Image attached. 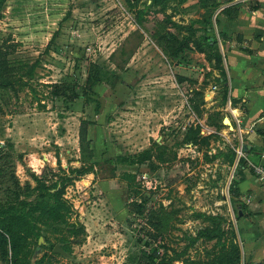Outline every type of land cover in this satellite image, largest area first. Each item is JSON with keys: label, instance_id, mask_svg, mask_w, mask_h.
I'll return each instance as SVG.
<instances>
[{"label": "rangeland", "instance_id": "374dc122", "mask_svg": "<svg viewBox=\"0 0 264 264\" xmlns=\"http://www.w3.org/2000/svg\"><path fill=\"white\" fill-rule=\"evenodd\" d=\"M215 3L221 2L0 0V78H18L35 66L23 88L0 86V199L10 198L13 173L28 201L45 195L25 188L37 186L34 175L47 185L66 173L73 177L63 194L71 206L67 222L42 226L43 236L30 245L33 264L41 258L44 264L203 260L216 240L192 243L209 224L198 212L224 218L228 242L237 233L246 264L241 230L251 212L238 220L230 193L244 169L243 147L222 128L213 106L196 114L190 105L194 90L204 103L218 81L215 70L223 72L201 50L220 43ZM97 71L102 81L92 84L87 78ZM83 119L93 151L88 164L95 168L77 177L70 168L83 164ZM197 124L202 130L194 145L186 136ZM152 139L166 148V161L156 159V169L149 161H117L137 159ZM183 250V258L173 260ZM0 264H12L1 250Z\"/></svg>", "mask_w": 264, "mask_h": 264}, {"label": "trees", "instance_id": "16d2710c", "mask_svg": "<svg viewBox=\"0 0 264 264\" xmlns=\"http://www.w3.org/2000/svg\"><path fill=\"white\" fill-rule=\"evenodd\" d=\"M3 1V0H2ZM130 1V0H129ZM159 0H152L153 2H158ZM214 8H217V3L214 4ZM216 9H212L211 13ZM221 35L223 32H219ZM190 40L181 43L184 46H188ZM218 46V47H217ZM210 49L202 47V52L206 55V59L209 63L214 61L215 67L222 70L221 77L223 81L226 80L227 75L223 67V55L220 51L218 41H214L210 44ZM3 55V49L0 46V57ZM0 65H3L2 60H0ZM7 68V66H5ZM35 66H30L25 72H23L18 78L17 77H1L0 86L6 88H16V85H20L21 88L26 85L27 81H24L26 77L31 80L34 77ZM14 74V73H12ZM87 80L92 84H98L102 81L100 72L97 71L93 75H89ZM203 99V93L200 90H194V96L190 98V105L192 110L197 113L200 112V108L204 105L203 100L198 102L197 98ZM88 126L89 122L85 119L81 121L80 128V146L81 155L83 158V164L80 167H71L70 172L75 174L74 176L80 177L86 174L94 172L95 162L88 164L92 160L93 151L90 146V141L88 139ZM201 125L197 124L196 127H191L186 136L187 141L194 142V145L198 144L196 139L201 135ZM13 149V145L9 144ZM165 146L158 139H152V144L149 149L144 150L140 153L137 159L129 160V157H118L117 161L122 163L130 164H142L149 161V166L152 169H156L155 160L160 162L166 161V151ZM4 146H0V163L2 161V152ZM58 164L60 170H63L61 165V160L59 155H57ZM235 158V153L233 152L231 160ZM113 162V161H112ZM246 166V160L240 159L239 161V171ZM0 170V184H1V174ZM35 176L37 186L32 188L30 184H26L25 188L27 190H40L44 191L45 195L37 201H28L22 198L21 182L15 173L12 174L11 178L13 180V189H11L10 198L6 200L0 199V250L1 257L3 260H9L12 264H33L30 245L33 241H39L43 236L42 226L53 225L57 223L67 222V214L69 213L71 206L63 198L65 187L73 182V177L66 173L64 177L58 179L51 185H47V181L43 180L42 177ZM129 177V175L127 176ZM133 178V177H131ZM231 199L234 212L237 215V219L243 218L244 212H246L247 205L239 200L242 196L240 185L238 182H233L230 187ZM243 210V215L240 216L239 211ZM196 218L203 217L205 221L209 224L198 230L196 236H192L191 241L195 244L197 241L204 239L207 241L216 240L213 249L207 252L206 259L203 260H193L188 259L190 264H242V248L237 240V233L230 240L226 235V230L223 228L224 218L219 215H211L198 212ZM184 250L182 253H178L173 260H180L183 258ZM171 261L162 258L157 264H170ZM35 264H44V258L38 259ZM264 264V261L261 263Z\"/></svg>", "mask_w": 264, "mask_h": 264}, {"label": "crops", "instance_id": "0c3cea01", "mask_svg": "<svg viewBox=\"0 0 264 264\" xmlns=\"http://www.w3.org/2000/svg\"><path fill=\"white\" fill-rule=\"evenodd\" d=\"M214 14L220 36L225 81L205 92L202 107L222 118V128L234 132L243 147L240 197L251 212L241 231L246 264L264 261V182L252 171L264 166V0H218ZM191 3V2H189ZM188 5V3H187ZM204 11V9H202ZM208 68H211L208 65ZM218 79L221 75L215 70ZM213 98L207 101V96ZM228 119L229 124L224 123ZM251 171V172H250Z\"/></svg>", "mask_w": 264, "mask_h": 264}, {"label": "built area", "instance_id": "2783aa9c", "mask_svg": "<svg viewBox=\"0 0 264 264\" xmlns=\"http://www.w3.org/2000/svg\"><path fill=\"white\" fill-rule=\"evenodd\" d=\"M240 151L242 153L243 152V148ZM254 171L258 175V177L264 182V166H262V165H255L254 166Z\"/></svg>", "mask_w": 264, "mask_h": 264}, {"label": "water", "instance_id": "95a60500", "mask_svg": "<svg viewBox=\"0 0 264 264\" xmlns=\"http://www.w3.org/2000/svg\"><path fill=\"white\" fill-rule=\"evenodd\" d=\"M224 123L229 124V120L228 119H225L224 120ZM239 213H240V216H242L243 215V210L240 209Z\"/></svg>", "mask_w": 264, "mask_h": 264}]
</instances>
